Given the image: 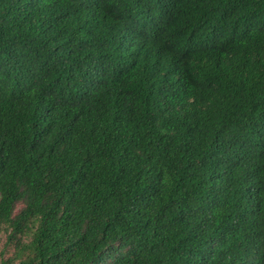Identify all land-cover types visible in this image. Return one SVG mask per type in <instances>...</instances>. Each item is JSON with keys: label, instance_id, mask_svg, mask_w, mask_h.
I'll list each match as a JSON object with an SVG mask.
<instances>
[{"label": "trees", "instance_id": "obj_1", "mask_svg": "<svg viewBox=\"0 0 264 264\" xmlns=\"http://www.w3.org/2000/svg\"><path fill=\"white\" fill-rule=\"evenodd\" d=\"M0 264H264V0H0Z\"/></svg>", "mask_w": 264, "mask_h": 264}]
</instances>
